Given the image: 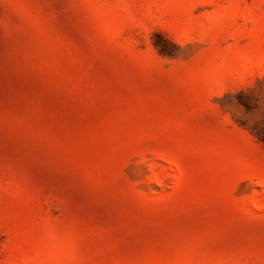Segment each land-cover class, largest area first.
<instances>
[{"label":"rangeland","instance_id":"1","mask_svg":"<svg viewBox=\"0 0 264 264\" xmlns=\"http://www.w3.org/2000/svg\"><path fill=\"white\" fill-rule=\"evenodd\" d=\"M0 264H264V0H0Z\"/></svg>","mask_w":264,"mask_h":264}]
</instances>
